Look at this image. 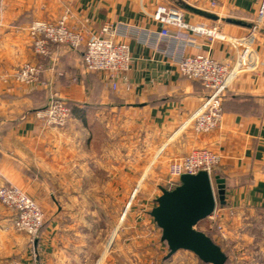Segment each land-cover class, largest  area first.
I'll return each mask as SVG.
<instances>
[{"label": "crops", "instance_id": "0c3cea01", "mask_svg": "<svg viewBox=\"0 0 264 264\" xmlns=\"http://www.w3.org/2000/svg\"><path fill=\"white\" fill-rule=\"evenodd\" d=\"M260 4L261 0H6L0 15L2 180L28 191L43 189V174L72 184L89 180L103 162L97 141L104 140L110 124L119 137L116 125L121 118L134 131H144L145 140L151 136L161 142L170 140V134L206 95L199 82L179 74L178 58L201 54L219 62L232 60L233 41L247 34ZM162 8L177 9L186 25L180 32L170 27L169 33L193 38L194 44L160 36L166 28L158 17ZM65 12L68 25L85 36L98 34L105 24L137 30L118 40L129 46L132 61L115 91L103 74L85 71L83 49L56 45L45 59L33 55L28 25L35 20L55 22ZM199 27H216L223 38L197 37L193 30ZM254 49L257 67L231 82L221 125L208 134L180 129V138L169 142L175 152L169 156L179 155L174 147L180 143V156L207 149L222 158L214 175L224 180L225 205L204 224L212 241L227 255L228 264H264V21ZM27 62L41 66L46 87L19 85L9 77ZM50 94L71 109L63 129L46 128L35 118L34 109ZM27 239L0 221V264L58 261L50 236L43 233L31 247Z\"/></svg>", "mask_w": 264, "mask_h": 264}, {"label": "rangeland", "instance_id": "374dc122", "mask_svg": "<svg viewBox=\"0 0 264 264\" xmlns=\"http://www.w3.org/2000/svg\"><path fill=\"white\" fill-rule=\"evenodd\" d=\"M124 121L121 118L116 125L119 137L112 133L110 124L104 140L97 141L98 153L104 154L103 162L89 180L72 184L43 174V189L28 191L18 187L42 211L43 225L36 239L43 233L50 236L53 255L58 260L55 264H193L192 259L199 264L186 251L165 259L167 247L160 242V230L149 216L160 195L159 187L167 184L169 160L180 156V143L174 147L179 155L169 156V152L175 153L169 142L179 139L180 131L174 134L177 129L174 130L165 142L155 136L145 140L144 131H134ZM8 183L12 184L0 175V185ZM15 218V212L0 202V221L9 224L11 232L26 236L28 245L33 246L26 233L14 229ZM207 220L196 228L209 235L211 231L204 224ZM12 261L15 260L9 263Z\"/></svg>", "mask_w": 264, "mask_h": 264}, {"label": "built area", "instance_id": "2783aa9c", "mask_svg": "<svg viewBox=\"0 0 264 264\" xmlns=\"http://www.w3.org/2000/svg\"><path fill=\"white\" fill-rule=\"evenodd\" d=\"M6 0H0V15ZM68 12H65L55 22L35 20L26 28L30 39V47L34 56L45 59L51 54L56 45H66L71 50H82V63L85 71L100 73L105 76L109 88L115 91L122 76L129 70L132 57L129 46L118 41L137 33V30L125 25L105 24L98 34L85 36L84 32L68 25ZM158 17L164 23L160 36L163 38H181L187 44H194L195 40L187 36L169 33L168 28H175L180 32L186 25L177 9L162 8L158 10ZM264 21V0L246 35L233 41L234 58L219 62L207 55L181 56L176 65L181 76L200 83L206 95L200 105L174 132L180 129H191L195 134H208L221 125L223 119V102L227 97L233 79L244 71H253L258 60L254 57V44L261 31ZM195 36H206L210 41L222 39L218 29L195 28ZM253 57V61L250 58ZM41 66L34 63H24L11 76L15 83L27 87H46L41 80ZM35 118L46 128L63 129L71 118V109L66 102L50 94L45 109L34 113ZM221 156L207 149L192 150L188 154L177 156L169 160L167 166L166 190H172L180 183L183 175H196L204 171L210 178L217 170ZM0 202L15 212L13 227L17 231L26 233L34 242L42 225L43 214L38 205L23 191L12 184L0 185ZM215 208L213 214L216 213ZM209 217V218H210ZM220 230V227H216ZM9 264H21L12 261ZM31 264H38L33 261Z\"/></svg>", "mask_w": 264, "mask_h": 264}, {"label": "water", "instance_id": "95a60500", "mask_svg": "<svg viewBox=\"0 0 264 264\" xmlns=\"http://www.w3.org/2000/svg\"><path fill=\"white\" fill-rule=\"evenodd\" d=\"M159 191L149 216L160 230V241L167 247L165 259L186 251L202 264H225L228 258L220 246L196 228L217 206L225 205L224 180L218 175L210 178L201 171L181 176L179 185L172 190L159 187Z\"/></svg>", "mask_w": 264, "mask_h": 264}, {"label": "trees", "instance_id": "16d2710c", "mask_svg": "<svg viewBox=\"0 0 264 264\" xmlns=\"http://www.w3.org/2000/svg\"><path fill=\"white\" fill-rule=\"evenodd\" d=\"M46 107V103H43L42 105H40L39 107L35 108L34 109V112L38 111V110H42V109H45ZM209 236V235H208ZM210 237V236H209ZM225 264H228V261L225 263Z\"/></svg>", "mask_w": 264, "mask_h": 264}]
</instances>
